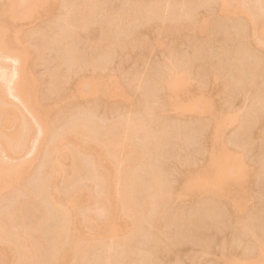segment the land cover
Here are the masks:
<instances>
[{
  "label": "rangeland",
  "instance_id": "1",
  "mask_svg": "<svg viewBox=\"0 0 264 264\" xmlns=\"http://www.w3.org/2000/svg\"><path fill=\"white\" fill-rule=\"evenodd\" d=\"M263 21L264 0H0V264H264Z\"/></svg>",
  "mask_w": 264,
  "mask_h": 264
},
{
  "label": "bare ground",
  "instance_id": "2",
  "mask_svg": "<svg viewBox=\"0 0 264 264\" xmlns=\"http://www.w3.org/2000/svg\"><path fill=\"white\" fill-rule=\"evenodd\" d=\"M84 7H86V6H84ZM263 22H264V21H263ZM263 26H264V23H263ZM169 84H170V83H169ZM169 84H167L166 86L169 87V86H170ZM172 86H173V84H172ZM172 86H170V87H172ZM176 86H177V85H176ZM170 87H169V89H170ZM173 87H174V86H173ZM173 87H172V88H173ZM177 87H178V86H177ZM172 88H171V89H172ZM174 89H175V88H173L172 93L174 92ZM174 93H175V92H174ZM173 103L175 104V101H174ZM176 103H177V102H176ZM169 104H170V103H169ZM0 121H1V120H0ZM70 134H71V132H70ZM79 134H80V130L78 129L77 132H76V130H75V132L73 131V133L70 135V136H72V137L75 139V141H76V147H77L78 149H85L86 146H88L89 148H92V147L94 146V143L86 144V143H87L86 141H84L83 139H80V138L78 137ZM14 135H15L14 137L16 138V135H18V134L15 133ZM17 137H18V136H17ZM72 137H70V138H72ZM73 138H72V139H73ZM116 139H117V138H116ZM106 140H107V139H106ZM106 140H104L103 143H102L104 146L107 145V147H112V148H114V147L116 146L115 143H110V142H109V141H111V140H109V141L107 140V142H106ZM101 141H102V140H101ZM108 142H109L110 144H109ZM104 143H105V144H104ZM106 143H107V144H106ZM113 144H114V145H113ZM109 145H111V146H109ZM112 145H113V146H112ZM113 152H114V150H113ZM99 160H100V158H99ZM99 160H98V161H99ZM98 161H97V164H99V162H101V164H99V165L101 166L102 163H103V165L106 166V167H104V168H105V169L107 168L105 171H108V172H109V175H107V176H108L110 179H108L107 176H106V174H105V173L108 174V172L102 173V176H104V177L106 176V179H108V181H109L108 186H110V184H111L110 181H111V179H112V171H113V170H112L111 167H109L108 165H106L102 159H101L99 162H98ZM109 168H111V170H110ZM203 173H204V172H203ZM208 173H210V172H208ZM103 174H104V175H103ZM205 174H206V172H205ZM205 174H203V175H205ZM211 175H213V177H212ZM210 176H211L212 179H214V180L216 181L215 178H217L219 175H218V176L216 175V176H217V177H216V176H214L213 173H212V174L210 173V174H206V176H204V178L206 177V178H207V181L210 182ZM126 177H128V176H126ZM208 178H209V180H208ZM123 179L126 180L127 178L124 177ZM128 179H129V178H128ZM104 180H105V179H104ZM214 180H213V181H214ZM108 181L106 180L105 182L107 183ZM217 181L219 182L218 179H217ZM211 182H212V180H211ZM48 183H49V182H48ZM207 184H208V182H207ZM211 184H212V183H211ZM47 185H48V184H47ZM208 185H210V184H208ZM213 185H214V183H213ZM213 185L211 186V188H213V191H214L215 189H214ZM49 186H50V187H49L50 189L47 188L48 191L51 190V187H55V183L53 184V182H50V185H49ZM223 186H224V185H223ZM225 187H226V186H225ZM217 188H218V187H216V191H217V190H220L219 188H221V185L219 186L218 189H217ZM222 188H224V187H222ZM47 189H46V190H47ZM48 191H47V192H48ZM57 191H58V190H57ZM53 192L55 193V191L51 190V192L49 191L48 193H53ZM221 192H222V191H220V193H221ZM54 193L51 194V195H54ZM216 193H219V192H216ZM71 197H72V194L68 196V198H71ZM54 203H55V205H57L56 201H55ZM149 203L151 204V201H149L148 204H149ZM58 206H59V204H58ZM58 206H57V207H58ZM64 213H65V216H66V215H67V212L65 211ZM64 218H65V217H64ZM66 219H67V218H65V220H66ZM113 220H114V215H112V214H110V213L107 214V216H106V217L103 219V221H102V222H103L102 227H106V226H108V229L110 230V232H112V231L114 230V227H115L114 224H113ZM130 225H131V224H130ZM73 230H74V229H73ZM58 233H59V232H58ZM65 233H66V232H64V231L62 232V231H61V232H60V235H58L60 238L58 237L57 239H59L60 241L56 239L57 242H56L55 245H53V246H55V247H54V249L56 248L55 250H58V249H59V252H60V253H59V252H56V253L52 252V253H51L52 258H54V257L56 256V257H57V260H58V258L60 257L59 260H62V261H63V260H65L66 258L72 257V256L74 255V254H73L74 252H73L72 249L64 247V246H65V245H64V243H65L64 240H65V239H64L63 237H64V235H66ZM63 239H64V240H63ZM38 240H39V239H38ZM77 246H78V244H77ZM26 248H27V247H26ZM26 248H25V250H24L25 255H26V259H24V260H27V261H25V264H36V263L32 262V261H34V260H33V259H34V258H33V257H34V256H33L34 253H33L32 251H29V249L27 250ZM54 249H53V250H54ZM26 250H27V251H26ZM24 252H23V254H24ZM57 253H59L60 256H58ZM55 254H57V255H55ZM51 255H50V256H51ZM23 257H24V256H23ZM54 259H56V258H54ZM52 260H53V259H52ZM57 260H55V261H57ZM59 260H58V262H59ZM27 262H28V263H27Z\"/></svg>",
  "mask_w": 264,
  "mask_h": 264
}]
</instances>
